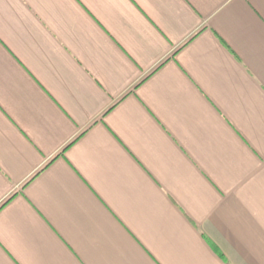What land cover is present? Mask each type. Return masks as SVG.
<instances>
[{"label": "crops", "instance_id": "obj_1", "mask_svg": "<svg viewBox=\"0 0 264 264\" xmlns=\"http://www.w3.org/2000/svg\"><path fill=\"white\" fill-rule=\"evenodd\" d=\"M0 264H264V0H0Z\"/></svg>", "mask_w": 264, "mask_h": 264}]
</instances>
